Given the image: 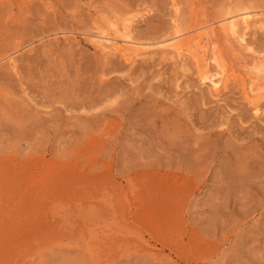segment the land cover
<instances>
[{"label":"rangeland","instance_id":"374dc122","mask_svg":"<svg viewBox=\"0 0 264 264\" xmlns=\"http://www.w3.org/2000/svg\"><path fill=\"white\" fill-rule=\"evenodd\" d=\"M263 16L0 0V264H264Z\"/></svg>","mask_w":264,"mask_h":264},{"label":"bare ground","instance_id":"6f19581e","mask_svg":"<svg viewBox=\"0 0 264 264\" xmlns=\"http://www.w3.org/2000/svg\"><path fill=\"white\" fill-rule=\"evenodd\" d=\"M239 13V12H238ZM229 14V13H228ZM256 16L255 14H250V13H241L240 14H235L233 16H230L229 18H227L225 20V22L228 23V26L226 25V27H229L230 29H234L237 30L241 24L243 23H247V22H251V21H255L256 20ZM264 19V16H263ZM263 22V21H261ZM208 27H204V29H207ZM202 29V28H201ZM203 29V30H204ZM207 34V33H206ZM99 36V35H98ZM120 36V35H119ZM95 37V36H94ZM100 37V36H99ZM112 37V36H111ZM109 36H107L106 34L102 35V40L100 42H97L99 45L104 46V42L110 43L109 45V51H113V52H118L120 54H123L125 56H129V55H138L139 51L141 50L140 45H137V43L130 37L127 35H121V42L123 45H119L118 46V39L116 38H111ZM183 36L182 35H177L175 37H173L168 43L172 48H179L181 42V38ZM97 39V37L95 38V40ZM97 41V40H96ZM96 43V42H95ZM140 44V43H138ZM169 47V46H168ZM104 48V47H103ZM107 47H105L106 49ZM104 49V50H105ZM108 50V49H107ZM177 52V51H176ZM143 54V53H142ZM141 55V54H140ZM235 86V85H234ZM240 89V88H239Z\"/></svg>","mask_w":264,"mask_h":264}]
</instances>
